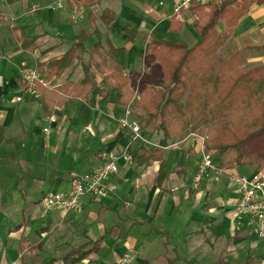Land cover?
<instances>
[{
  "label": "crops",
  "instance_id": "1",
  "mask_svg": "<svg viewBox=\"0 0 264 264\" xmlns=\"http://www.w3.org/2000/svg\"><path fill=\"white\" fill-rule=\"evenodd\" d=\"M56 1L0 0V264H64L69 254L76 251L78 257L95 245L78 264H119L127 253L136 255L133 264H264V241L250 217L238 211L239 193L230 182V175H252L254 168L224 169L194 190L192 178L205 142L190 135L169 141L161 161L128 160L130 148L155 151L163 134L142 132V140L130 144V133L119 121L129 109L130 121L139 124L138 98L133 105H119V92L105 86L100 74L86 103L58 104L43 94L37 101L16 100L23 87L20 65L25 62L47 78L49 62L64 56L83 33L89 38L79 58L62 76L48 80L49 91L80 84L89 52L107 39L124 49L125 75L146 66L152 72L157 61L146 58L148 40L192 48L200 39L197 16L189 9L177 20L173 0H95L91 6L94 0H65L62 10H54ZM37 5L42 10L32 13ZM81 7L82 17L75 22ZM105 10L116 14L112 27L101 20ZM125 28L138 32L134 42ZM23 36L36 40L35 52L22 48ZM230 47L244 51L243 60L235 61ZM220 53L225 60L215 62L217 67L240 62L245 70L244 64H264V0H254ZM53 115L56 121L50 122ZM45 128L51 129L48 143ZM110 160L117 172L107 181V197L86 195L80 215L44 213L43 197L69 192L72 173L88 174Z\"/></svg>",
  "mask_w": 264,
  "mask_h": 264
},
{
  "label": "trees",
  "instance_id": "2",
  "mask_svg": "<svg viewBox=\"0 0 264 264\" xmlns=\"http://www.w3.org/2000/svg\"><path fill=\"white\" fill-rule=\"evenodd\" d=\"M12 2L4 0L7 4ZM94 2H90V6ZM253 2L210 0L207 4L193 3L190 10L198 18L194 27L200 39L192 48L183 43L148 40V36H144L148 40L146 58H155L161 66V74L149 72L146 66L142 72L125 75L120 61L124 49L107 39L95 44L89 52L80 84L68 83L55 93L41 88L43 97L51 96L58 104L69 100L86 103L98 88L96 74H100L105 76V86L119 92V105H133L134 99L138 98L136 108L143 112L138 120L142 132L163 134L160 147L155 151L129 149L128 154L138 164L161 161L162 149L169 141L176 136L183 139L195 132L205 137V153L212 154L221 169L251 167L255 172L264 171V65L238 70L240 62L216 67L211 61L232 38L238 22ZM3 20L0 16V24ZM101 20L106 27H112L116 14L105 10ZM222 22L225 27L221 30ZM125 33L131 42L138 36V32L128 28ZM88 38L87 34H81L76 38L77 44L64 56L49 62L48 80L62 76L72 67ZM20 41L24 50L36 51L35 39L23 36ZM39 71L43 72L42 68ZM101 93L104 99L108 98L105 90ZM244 112L251 113L252 119L232 126L229 120ZM96 246L78 257L76 251L69 254L64 264L80 263Z\"/></svg>",
  "mask_w": 264,
  "mask_h": 264
},
{
  "label": "built area",
  "instance_id": "3",
  "mask_svg": "<svg viewBox=\"0 0 264 264\" xmlns=\"http://www.w3.org/2000/svg\"><path fill=\"white\" fill-rule=\"evenodd\" d=\"M4 1V0H2ZM174 16L177 20L181 19L184 11H188L193 3L207 4L209 0H173ZM65 0H57L52 8L62 10ZM42 10L37 5L32 8V13ZM73 17V21H78L82 17L83 8L78 9ZM19 77L23 83L21 94L16 98L17 102H22L25 98L37 101L42 98L41 88H50V82L46 77L40 74L35 68H31L27 63L20 65ZM131 112L128 109L125 117L119 121L123 130H128L130 144L142 140V130L138 123L130 121ZM50 122H55L56 117H50ZM46 143L49 142L51 129L45 128ZM197 142L204 144L205 137L195 133L190 134ZM128 160H132L131 155H127ZM117 172V165L114 160H110L102 166L94 168L90 173L79 175L72 173L70 175V190L67 193L55 192L43 197L41 204L45 214L59 212L63 216L68 214L80 215L84 212L83 198L86 195L99 200L108 196L109 190L107 181L110 176ZM224 172L212 154L203 152L201 161L198 164L197 171L192 178V187L199 190L205 180L216 177ZM230 182L237 187L239 199L237 203L238 211L247 214L251 223L255 225L256 235L264 241V171L254 172L252 175L232 174ZM136 255L132 253L125 254L119 264H133Z\"/></svg>",
  "mask_w": 264,
  "mask_h": 264
},
{
  "label": "rangeland",
  "instance_id": "4",
  "mask_svg": "<svg viewBox=\"0 0 264 264\" xmlns=\"http://www.w3.org/2000/svg\"><path fill=\"white\" fill-rule=\"evenodd\" d=\"M219 29H222V27L219 26ZM229 42V41H228ZM228 45V43H227ZM222 50V49H221ZM220 50V51H221ZM228 52L229 54L231 55V53L234 55V60L235 61H241L243 60V56H246V53L244 51H240V50H234L232 47L228 48ZM244 52V54H243ZM219 53V52H218ZM216 54L214 55L212 58H211V61L214 63V65L217 67V64H215V62H221L222 60H225L224 57H221L222 53L220 54ZM153 59V58H152ZM156 61V60H154ZM247 64H244L245 66V70L246 68H248L249 66H246ZM259 65H262L261 63H258V64H255V65H251L252 67H255V66H259ZM264 65V64H263ZM150 66V65H149ZM151 67V71L156 73V74H161V66L157 63V62H153L152 65L150 66ZM250 68V67H249ZM238 70H241L242 67H238L237 68ZM143 114V112H142ZM252 114L249 113V112H244L242 115L238 116V117H232L229 121H230V124L232 126H237L238 124H242L246 121H249L252 119ZM222 124V123H220ZM191 133H195V132H190L188 135H190ZM197 134V133H195ZM199 135V134H197ZM187 136V135H186ZM261 241V240H260Z\"/></svg>",
  "mask_w": 264,
  "mask_h": 264
}]
</instances>
